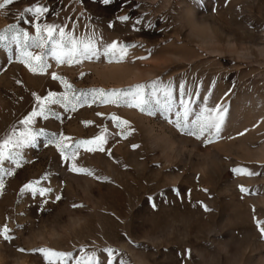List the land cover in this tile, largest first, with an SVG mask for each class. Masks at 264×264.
Here are the masks:
<instances>
[{"label": "rangeland", "instance_id": "rangeland-1", "mask_svg": "<svg viewBox=\"0 0 264 264\" xmlns=\"http://www.w3.org/2000/svg\"><path fill=\"white\" fill-rule=\"evenodd\" d=\"M61 30L100 52L118 42L117 56L60 63ZM0 35V140L24 131L37 96L69 97L28 126L44 135L18 149L19 167L3 162L0 264H84L93 253L91 264H108L107 249L112 264H264V0H13ZM136 84L152 96L145 111L103 102ZM181 101L189 128L223 105L219 134L177 127ZM101 135L104 151L75 147Z\"/></svg>", "mask_w": 264, "mask_h": 264}, {"label": "snow or ice", "instance_id": "snow-or-ice-1", "mask_svg": "<svg viewBox=\"0 0 264 264\" xmlns=\"http://www.w3.org/2000/svg\"><path fill=\"white\" fill-rule=\"evenodd\" d=\"M105 4L109 3L110 0H103ZM13 3V0H3V3H0V8L4 7L5 4H11ZM27 11H32V9H27ZM36 12H40L41 9L37 8L35 10ZM120 19L127 20L128 17H120ZM37 30L39 31V27L37 26ZM48 32L49 39L52 38L53 32L55 29L52 26H48L45 29ZM25 36L27 34L25 33ZM60 37L61 40L58 42H54L53 48L51 51V55L55 57L57 61L60 63H64L66 60L69 64L75 62H78L79 57H83L85 59H92L93 57L100 56V55H108L112 57L117 56V49H118V42H112L110 44H107L104 46L103 52H100L97 48L96 44L88 40L87 42L84 41H78L73 38H66L65 33L63 30L60 31ZM7 37L0 35V40H5ZM66 41V43H65ZM38 47H42L43 45H37ZM126 47L122 46L119 47V59H123L126 55ZM27 56L30 59H34L38 63L41 62L42 57L39 55L32 56L31 53H27ZM31 67V65H29ZM42 67V65H41ZM33 71H36V68H32ZM53 79H59L57 77L56 73H52ZM65 83V86L68 88H71L72 86L67 84L66 81H62ZM98 97H103L105 95L103 90H97ZM152 95H155L153 93ZM168 99H171V92L166 93ZM97 97V98H98ZM36 100L38 101L37 108H33L31 113L24 118L23 121H21V124L25 126L24 131L17 132L16 130H13L12 134L4 138L3 140H0V171L3 170V162L5 160L12 161L16 164L17 167H19V160L16 159L20 153L18 149H21L27 145H34L36 142L37 136L44 135V130L40 129L38 131L33 132V130L28 127L29 125L33 124L35 122V118L38 116L44 117L47 119L46 113H49L51 115H56L55 112H52L51 109L47 107L49 104H59L62 101H69V97L67 94H64L61 97L57 96V93L55 92H49L47 96L41 98L40 96L36 97ZM103 102L108 103H117L122 102L127 104L129 107H136L139 108L141 111H145L146 109L150 108L153 104L152 96H149L145 92V85L143 84H136L135 86L130 87L127 90H113L111 93L108 94V99H105ZM156 104H159V101H155ZM182 104H184V112L181 114L179 112L176 113L178 117L183 118L185 123L181 125L180 121H177V127H182L184 129H189V134L191 135H197V137L204 135L207 132H212L213 135H218L221 130V125L224 120V115L227 111L223 107V105H217L213 110L210 111V114L208 116L201 115L197 117L195 120L191 121V128H189V124L187 122L188 119V108L187 104L184 101H181ZM65 107H67V103H65ZM170 110V105L168 106ZM113 120L117 121L118 126L120 124H127L128 121H122L119 117L113 116ZM64 139L67 138H61V141L57 143V148L61 151V154L64 155L65 150L68 149V145L63 142ZM50 143L52 141H49ZM105 143V138L103 135L97 136L94 139L86 140V141H79L75 147L79 148L84 145H97L99 147L100 151H104L102 144ZM135 147V146H134ZM95 148H88V151H95ZM76 153L73 152L72 159H75ZM65 159H68L69 157L67 155L64 156ZM72 171L74 172H83L87 171L86 169L77 168L75 164L72 166ZM234 172H242L245 171L240 168L233 169ZM8 175H12V172H7ZM248 174H254V173H248ZM2 182H0V187H2ZM32 189L33 192L36 191V189L33 188V184H25L24 187L21 189V191ZM242 191H245V189L242 187ZM51 191V189H42L40 190V195H44L45 192ZM59 199V197H57ZM207 210V209H206ZM260 231L262 234H264V227L260 228ZM8 229L5 226L3 229V234L5 239H10V237L7 235ZM21 251H24L21 249ZM36 251L44 252L49 259L52 257H55L57 259L63 260L65 257L70 256V253L65 252H57L53 251L51 249H37ZM109 253V260L108 264H112V258L111 253L112 249L106 250ZM96 259L95 254L93 253L91 257L88 258L87 261L84 262V264H91L92 261ZM79 264V262H78Z\"/></svg>", "mask_w": 264, "mask_h": 264}, {"label": "bare ground", "instance_id": "bare-ground-1", "mask_svg": "<svg viewBox=\"0 0 264 264\" xmlns=\"http://www.w3.org/2000/svg\"><path fill=\"white\" fill-rule=\"evenodd\" d=\"M195 30H196V32H198V33H204V32H205V29H202L201 27H196V26H195Z\"/></svg>", "mask_w": 264, "mask_h": 264}]
</instances>
